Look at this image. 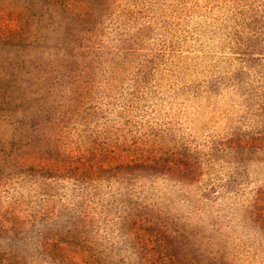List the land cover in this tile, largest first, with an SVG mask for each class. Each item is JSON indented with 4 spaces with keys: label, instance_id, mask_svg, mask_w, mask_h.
<instances>
[{
    "label": "rangeland",
    "instance_id": "rangeland-1",
    "mask_svg": "<svg viewBox=\"0 0 264 264\" xmlns=\"http://www.w3.org/2000/svg\"><path fill=\"white\" fill-rule=\"evenodd\" d=\"M0 264H264V0H0Z\"/></svg>",
    "mask_w": 264,
    "mask_h": 264
}]
</instances>
